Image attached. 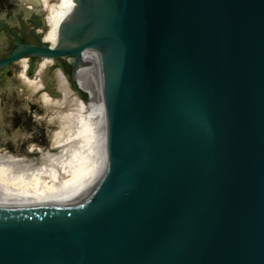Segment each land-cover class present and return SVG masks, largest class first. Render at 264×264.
Instances as JSON below:
<instances>
[{"label":"water","instance_id":"95a60500","mask_svg":"<svg viewBox=\"0 0 264 264\" xmlns=\"http://www.w3.org/2000/svg\"><path fill=\"white\" fill-rule=\"evenodd\" d=\"M73 2L57 48L16 43L0 69L95 49L106 168L0 209V264H264V0Z\"/></svg>","mask_w":264,"mask_h":264},{"label":"bare ground","instance_id":"6f19581e","mask_svg":"<svg viewBox=\"0 0 264 264\" xmlns=\"http://www.w3.org/2000/svg\"><path fill=\"white\" fill-rule=\"evenodd\" d=\"M22 1L33 3V0ZM38 2L45 11L46 31L41 35V43L55 49L57 27L75 4L73 0ZM79 61L75 82L76 87L86 91V102L73 96L68 80L59 69L55 71V80L60 97L54 98L45 90L42 75L46 69L55 66L54 60L41 58L34 77L26 74L28 58L15 62L20 68L18 81L30 98L37 96L48 115V122L55 124L56 129L51 131L49 146L36 161L0 150V209L58 205L97 182L105 171L102 61L93 48L84 50ZM94 124L97 125L95 129ZM34 147L31 145L30 151Z\"/></svg>","mask_w":264,"mask_h":264},{"label":"rangeland","instance_id":"374dc122","mask_svg":"<svg viewBox=\"0 0 264 264\" xmlns=\"http://www.w3.org/2000/svg\"><path fill=\"white\" fill-rule=\"evenodd\" d=\"M50 1L53 2V0ZM44 18L45 11L40 3L37 8L31 1L0 0V58L10 53L13 42L16 41V35L19 37L25 36L30 44L39 45V40L29 36V33L34 32L33 20L36 19L41 24V27L38 28V36L42 38L41 35L46 31ZM39 60L40 58L28 59L26 71L28 77L35 76ZM66 60H56L55 66L46 69L42 75L45 90L54 98L60 97L56 91V69H59L65 75L64 70L57 65L63 66L65 71L70 73V65L73 64L71 60ZM19 69V66L15 63L7 68L0 69V150L10 154L13 153L15 157H29L28 159L36 161L39 157H42L49 146L50 135L56 129V125L48 122V115L39 103L37 96L30 98L25 87L18 81ZM75 75L76 70L68 78L65 75L67 80L71 79V82L68 80L72 90L71 93L79 101L86 102L80 97L79 93L85 96L88 95L85 90L78 86L81 92L77 90ZM72 83H74L76 90L73 88ZM96 126L94 124L93 129ZM31 145L36 147L30 151ZM94 153L97 154V150ZM19 199L18 197L17 201Z\"/></svg>","mask_w":264,"mask_h":264},{"label":"flooded vegetation","instance_id":"af4514ba","mask_svg":"<svg viewBox=\"0 0 264 264\" xmlns=\"http://www.w3.org/2000/svg\"><path fill=\"white\" fill-rule=\"evenodd\" d=\"M33 26H34V32H30L29 33V36H31V37H34V38H36L37 39V37H39L38 35V33H39V30H38V28H40L41 27V24H40V22L39 21H37L36 19H34L33 20ZM35 33H37V34H35ZM15 42H13V45H12V50L16 47V43H19V44H22V45H33V44H30L29 42H28V40H27V38L25 37V36H22V37H19V36H15ZM38 40V39H37ZM11 50V51H12ZM10 51V52H11ZM7 56V55H6ZM5 56V57H6ZM4 58V57H3ZM1 59V58H0ZM28 59H33V58H28ZM59 68H61V69H63L64 70V72H65V69H64V67L63 66H61V65H57Z\"/></svg>","mask_w":264,"mask_h":264},{"label":"trees","instance_id":"16d2710c","mask_svg":"<svg viewBox=\"0 0 264 264\" xmlns=\"http://www.w3.org/2000/svg\"><path fill=\"white\" fill-rule=\"evenodd\" d=\"M74 71V66H73V64H71L70 65V73H67L66 71H65V75H67V78L68 77H70V74L72 73ZM75 74V73H74ZM72 85H74V83H72ZM81 91V90H80Z\"/></svg>","mask_w":264,"mask_h":264}]
</instances>
